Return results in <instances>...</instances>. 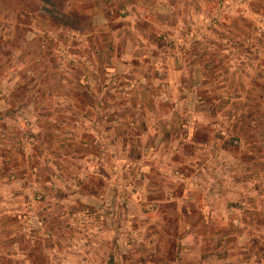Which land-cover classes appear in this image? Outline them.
Wrapping results in <instances>:
<instances>
[{
	"label": "rangeland",
	"instance_id": "obj_1",
	"mask_svg": "<svg viewBox=\"0 0 264 264\" xmlns=\"http://www.w3.org/2000/svg\"><path fill=\"white\" fill-rule=\"evenodd\" d=\"M3 1L0 264H264V0H194L163 42L132 0H74L110 5L96 25L63 0Z\"/></svg>",
	"mask_w": 264,
	"mask_h": 264
},
{
	"label": "crops",
	"instance_id": "obj_2",
	"mask_svg": "<svg viewBox=\"0 0 264 264\" xmlns=\"http://www.w3.org/2000/svg\"><path fill=\"white\" fill-rule=\"evenodd\" d=\"M44 0H37V3H35L37 9L33 10L32 12L35 14H42L43 12H46L48 9V7H50L47 3V1H45L43 3ZM38 3H40L41 5H38ZM5 5V1L0 0V5ZM208 3L205 5V9L204 10L206 13H210L212 10V8L210 6H208ZM19 4H17V0L14 4V8L17 7ZM51 5L53 6L54 3H51ZM130 8L134 11H138V12H142L144 19L146 20V23L144 25V31L146 34L149 33V35H147L148 39L153 38V34H161V38L160 40L163 42V38H165V36L170 37L172 34H169L167 31L168 30H173L174 28L166 23V21L163 22V18L166 19L168 18H173L174 16L177 17V20L182 21L185 18V15H188L189 13H194V0H132L129 4ZM62 7L64 9H62L61 12L65 13V14H74V13H79V14H86V15H90L95 19V25L98 24L101 20L100 15L102 14H107V12L110 9V5L106 6V9H104L103 4H99V5H94L92 3H89L88 5H86V2H79L76 3L74 2V0H63L62 3ZM214 11V9H213ZM154 15L160 18H162V21L160 20L159 24H154V19L156 17H154ZM100 18V19H99ZM158 18V20L160 19ZM167 20V19H166ZM134 29V28H133ZM112 31V30H111ZM173 39L174 37L171 36ZM114 38H110V40H108V42H112L114 41ZM147 53V51L145 52V54ZM146 56V55H145ZM163 55L160 54V58ZM230 58L228 57V60ZM239 60V59H238ZM206 62V60H204ZM229 67V66H228ZM201 72L205 73V75H208L209 71V66H207V64L203 65ZM239 71V70H238ZM197 71H194V74H196ZM165 74V73H163ZM203 75V76H205ZM211 107H214L212 104H210ZM219 111L216 110L215 113H218ZM207 115V109H205L204 106H200L197 111H194V127H203L205 128L206 125H204L206 123V121L204 120V118ZM204 120V121H203ZM208 123L210 122V124H214L211 122V119L209 121H207ZM171 126V123H170ZM208 130H205L204 132H207ZM150 132V134H148ZM145 136L149 137V143L148 146L145 148V153L150 157H155V153H156V149L151 147L152 142L157 138L154 137L153 135H151L152 131H149ZM211 135V134H210ZM162 138L161 136H158V139ZM209 141H212V139L210 138H206L205 136H200L199 138H194V150L197 151L201 157H207L208 155H206L208 152H210L211 148L208 145V143H210ZM159 145L162 144V140H159ZM171 145L173 147V150L171 151L170 156H176L175 154H177V152L181 151V149H177L176 143L174 142V140H171V142L168 144ZM209 146V147H208ZM160 150H163L162 147L159 148ZM159 155L160 154H156ZM161 157V155H160ZM159 157V160H161V158ZM176 159V158H175ZM160 163V162H159ZM149 166V167H148ZM148 174L151 175L154 172H156L154 169H156L154 167V165L150 164L148 165ZM178 166L176 160L173 161L172 165H166V167H164L166 170V172L170 169H175ZM196 167H199V165H196ZM204 168V167H202ZM201 168H198V170H196L197 172H200ZM197 174L196 172L194 173ZM149 180V177H147V180ZM172 199L171 201H175L176 199L174 198H170ZM170 202V201H168ZM210 203L209 200H201V201H197L194 199V204L197 205L198 207L201 206V213L198 216L199 219H201V221H208V219L210 218L209 216H207V212L205 209L206 206H208ZM214 214V212H213ZM183 236L184 238L181 240V238L179 240H177V243L174 247H172V251L173 252H177V249L179 250V247H181L180 244H183L184 250L188 249L189 247H191L190 249L192 250L196 245L199 246V242L201 240H204L205 238H208V235L206 232H204V229H202L200 226L198 228H194V231H191L190 233L187 234L186 231H183ZM182 236V237H183ZM179 241V243H178ZM189 244V245H187ZM192 245V246H191ZM189 250V249H188ZM190 251V250H189ZM185 254V253H183Z\"/></svg>",
	"mask_w": 264,
	"mask_h": 264
}]
</instances>
